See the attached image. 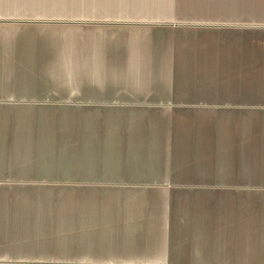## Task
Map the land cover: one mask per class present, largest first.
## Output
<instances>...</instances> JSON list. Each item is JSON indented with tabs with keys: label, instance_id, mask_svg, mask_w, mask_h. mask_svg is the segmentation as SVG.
Listing matches in <instances>:
<instances>
[{
	"label": "crops",
	"instance_id": "1",
	"mask_svg": "<svg viewBox=\"0 0 264 264\" xmlns=\"http://www.w3.org/2000/svg\"><path fill=\"white\" fill-rule=\"evenodd\" d=\"M80 6L113 10L120 19L185 21L173 25L178 35L218 34L229 24V37L184 38L155 46L169 49L166 55L119 58L114 63L107 61L106 52L105 65L155 66L160 67L158 73L64 76L60 71L47 75L50 65L79 66L89 59L79 63L84 57L79 58L78 43H72L64 56L52 57L47 41L33 44L27 36L12 38L18 29L10 19L41 16L48 7L75 10ZM33 66L41 73H32ZM177 67L192 71L178 73ZM64 79L73 81L71 88L84 83L106 90L114 83L112 87L119 90L163 88L168 95L174 83H218L216 93L195 98L229 99L230 117H198L178 124L172 135L154 133L149 138L138 127L128 137L127 133L105 132L101 138L86 141L96 147L92 157L80 160L71 151L68 156L57 154L40 161L55 170L67 163L77 166L79 161L106 164V168H142L149 163L165 169L174 164L163 159L156 147L172 146L178 156L173 162L189 163L198 177H216L215 184L229 178L230 204L207 205L199 199L192 205L181 195L175 197L177 205H46L47 201L15 205L5 199L0 201V264H264V0H0V177H12L10 165H30V146L63 145L56 132L45 137V124L32 126L30 109L23 101L46 97L41 89L49 82L57 89ZM144 145L156 146L150 157ZM101 149L104 153L97 154ZM80 226L101 227L102 235L84 239L82 248L73 233L46 237V227L73 231ZM47 240L70 246L54 243L58 249L50 251ZM23 243L29 248L21 249Z\"/></svg>",
	"mask_w": 264,
	"mask_h": 264
},
{
	"label": "rangeland",
	"instance_id": "2",
	"mask_svg": "<svg viewBox=\"0 0 264 264\" xmlns=\"http://www.w3.org/2000/svg\"><path fill=\"white\" fill-rule=\"evenodd\" d=\"M69 8L48 7L41 16L10 19L18 29V33L11 34V37L15 35V37L26 38L27 36L32 43L37 40L47 41L52 57L60 53L64 56L65 53L70 52L68 50L72 47V43L73 45L78 43L79 58L84 57V60H79V63L89 59L87 61L89 63L79 64V66L50 65L46 67L47 75L60 73V71L64 76L103 72L109 74L158 73L160 67L155 66L105 65L106 52L108 58L110 57L107 61L114 63L120 61L119 58L125 60L124 58L130 57L166 55L170 52L169 49L155 46L171 41L177 43L184 38L214 41L229 37V32H226L229 31V24H227L228 27L223 28L227 30H222L218 34L178 35L172 30L177 29L173 25L186 24L183 23L185 21L159 20L150 17L135 18L134 16L120 19L114 17L115 13L119 14V12L105 8L83 9L81 6L75 10ZM129 13L127 11L124 14ZM106 39H110L111 42L106 43ZM153 44L154 47H152ZM32 71V73H41L36 66L32 67ZM176 71L183 73L192 70L177 67ZM193 71L192 73H196V70ZM72 82L71 79H64L61 85H57V89L53 88L54 84L49 82L46 89H41V91L45 90L43 94H46V97L23 101L25 108L30 109L32 126L36 122L45 124L47 128L45 137L56 132L58 141H61L63 145L30 146L32 158L30 165L27 163L20 166L10 165L9 173L12 177H0V180L5 182L0 184L4 189L3 191L0 189V201L5 202V199H8L14 201L15 205H42V201H47L46 205H177L174 202L175 197L181 195L186 197L192 205H197L199 199L205 201L207 205L230 204L229 178L222 184H215L216 177H198L195 175L196 172L189 169V163L173 162V157L178 156L172 146H143L146 150L144 154L149 157L153 154L151 150L156 147L161 149L163 159L172 160L171 164L174 165L165 169L153 168L149 163L142 168L128 165L106 168V164L88 161H79L77 166H74L75 163H67L58 170H55V167H44L45 159H51L57 154L68 156L71 151L80 160L88 156L92 157V154L96 153V147L87 145L86 141L101 138L105 132L121 133L123 136L127 133L128 137V134L138 127L139 133H147L145 138H149L150 134L154 133L166 135L170 132L169 134L172 135L177 132L178 124L197 121L198 117H230L229 99L195 98L201 93L202 95L216 93L217 89H220L216 87L218 83H174V91H169L172 93L168 95L163 88L143 92L129 88L119 90L112 87L114 83L111 84V88L106 87V90H103L101 86L84 83L71 88ZM204 109H217L220 112L198 111ZM12 116L18 117V115H9V118ZM113 126L114 128L111 129ZM75 143L77 145H71ZM102 153L104 152L101 149L97 154ZM55 228L58 230L61 227H46L47 238L55 239L58 233L63 234V237L73 233V237L79 240L77 242L79 248H82V244L85 243L84 239L102 235V228L95 226L89 228L80 226L73 231L69 227H62L59 231H55ZM54 243L61 248H65L68 244L47 240L50 251L58 249L55 248ZM20 248L29 247L23 243Z\"/></svg>",
	"mask_w": 264,
	"mask_h": 264
}]
</instances>
